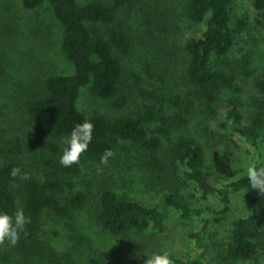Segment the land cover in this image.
Here are the masks:
<instances>
[{"label":"trees","instance_id":"trees-1","mask_svg":"<svg viewBox=\"0 0 264 264\" xmlns=\"http://www.w3.org/2000/svg\"><path fill=\"white\" fill-rule=\"evenodd\" d=\"M21 2L26 10L51 8L61 28L60 51L72 72L45 70L34 86L23 88L25 137L8 130L9 115L1 113L0 210L13 213L22 206L29 217L4 264H64L42 231L49 222L61 224L80 212L89 214L105 233L127 238L137 247L136 255L152 253L167 221L175 219L195 228L184 234L190 247L186 256L167 252L173 264H264L263 192L249 184L246 170L231 169L236 162L227 147L218 153L224 168L217 172L200 140L204 132L206 146L208 141L216 144V131L207 123L214 121L228 134L226 140L234 146L241 141L252 160L264 165V68L255 71L249 52L227 60L246 27L235 19L234 0H185L181 16L174 19L151 5V10H141L138 23L144 29L135 33L127 21H137L132 12L136 0ZM250 2L264 25V0ZM180 20L190 33L180 47V83L166 80L150 64L127 65L138 45L154 46L157 34L168 38ZM10 46L16 49L9 43V52ZM2 67L0 60L2 91L22 87L6 81ZM167 68L173 69L167 65L162 70ZM238 77L250 81L255 93L248 100L233 94L224 100ZM87 86L108 103L109 111L79 110L78 96ZM86 117L94 125L93 140L78 163L64 166L59 163L63 137ZM105 149L114 155L101 164ZM13 166L21 170L16 177L9 174ZM126 166L150 176L163 193L161 204L146 205L116 191L110 173L125 178L121 173ZM86 168L92 169L95 181L81 189L76 181ZM24 173L27 178H22ZM237 196H242L244 211L222 231ZM72 240L88 243L83 235ZM127 260L134 262L130 254Z\"/></svg>","mask_w":264,"mask_h":264},{"label":"rangeland","instance_id":"rangeland-1","mask_svg":"<svg viewBox=\"0 0 264 264\" xmlns=\"http://www.w3.org/2000/svg\"><path fill=\"white\" fill-rule=\"evenodd\" d=\"M78 1L86 2L88 0ZM184 1L136 0V9H133L132 12L136 13L137 21L133 17L129 18L127 25L132 33L138 32V29L142 28L138 23L142 22L141 13L143 10H151V5L160 7L157 13L160 12L164 16L172 14L174 19L181 16ZM233 11L235 19H242L246 23V27L237 35L227 60H237L245 52H249L252 57V67L258 72L264 68V25L257 21L259 18H257L250 0H234ZM235 19L234 25L237 24ZM182 23L181 20L177 23L178 27L175 26L177 28H173L171 33L169 32L168 38H166V34L161 36L157 34V42L154 43V46L138 45L139 47L132 54L133 57L126 61L127 65L132 63L136 67H143V63L150 64L154 70L156 68L158 72H162L166 80L169 78L174 83L176 81L180 83L178 77H181L180 65L182 61L179 57L181 54L183 56L180 47L190 34L188 30H183ZM31 35L33 36L31 37ZM60 36V24L48 5L34 10H26L23 8L21 0H0V60L3 65L4 78L9 82L17 81L23 84L22 87L16 86V84L13 88L14 92H12L11 86L7 92H3L0 87V116H2L1 113L9 115L10 126L7 129L16 131L22 138L27 134L21 108L23 88L29 85L34 86L36 82L33 80L45 70L63 74L72 72V65L61 54ZM15 42L17 43L15 44ZM9 43H14L16 49L11 50L10 46L11 51L9 52L7 49ZM167 65L173 69L168 70L167 68L164 72L162 67H167ZM252 93L254 94L255 91L251 82H243L238 77L235 88L224 94V100L231 94L240 95L244 100H248ZM77 106L79 110L86 113L109 111L108 103L94 97L88 86L80 90ZM207 123L209 130L216 131L213 136L216 144L208 141V146H206L205 133L200 134L201 143L206 148L208 164L215 165L217 172L220 171V168H224L218 160V153L221 149L226 150L227 147L236 162V165L231 169L246 170V162L253 161L247 147L241 141H237V146H234L225 139L228 134L219 131L214 121ZM208 134L211 135L209 132ZM133 154L136 155V153ZM131 163L136 165L134 158L132 161V157ZM124 170L127 171H123L121 175H124L125 178L116 172L110 173V180L117 192L146 205L162 203L163 193L161 190L159 192L158 187L151 183L150 176L145 171H136L134 166H126ZM93 181H95L94 172L91 168H86L77 178L76 184L79 188L85 189ZM243 211L242 196H237L234 199L229 220L222 231L233 219L241 216ZM194 228V223L180 222L175 219L168 220L165 231L159 235L155 241L154 250L151 252H175L180 256H186L190 247L184 240V234ZM78 235L85 236L88 243L83 245L80 242H74L72 237ZM222 235L225 236V233L223 232ZM42 236L59 253L64 264H144V260L147 259L146 255H151V253L136 255L137 247L135 249L127 238L105 233L96 225L94 219L92 221L89 214L82 212L77 213L70 221H62L61 224L49 222L45 225ZM133 238L139 241L137 235H133ZM10 245L7 241L0 243V264L6 262L5 257L10 253ZM128 254L134 258L133 263L127 260Z\"/></svg>","mask_w":264,"mask_h":264},{"label":"clouds","instance_id":"clouds-1","mask_svg":"<svg viewBox=\"0 0 264 264\" xmlns=\"http://www.w3.org/2000/svg\"><path fill=\"white\" fill-rule=\"evenodd\" d=\"M94 125L87 117L75 124L69 133L63 137V146L59 163L70 166L78 163L83 152L87 151L89 144L93 140ZM114 155L111 149H105L100 156V163L107 164L110 157ZM246 174L249 184L261 192H264V165H257L256 161L246 162ZM21 172L19 167L13 166L10 175L16 177ZM22 178H27V173ZM29 222V217L25 215L24 208L18 206L13 213L0 210V243L7 241L15 245L20 238V234L25 231V226ZM144 264H173L167 252L154 251L151 255H146Z\"/></svg>","mask_w":264,"mask_h":264}]
</instances>
